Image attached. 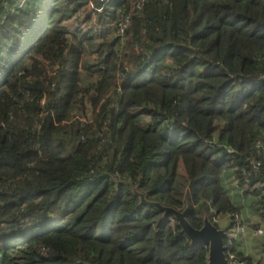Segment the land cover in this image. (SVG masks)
Instances as JSON below:
<instances>
[{
  "label": "trees",
  "instance_id": "trees-1",
  "mask_svg": "<svg viewBox=\"0 0 264 264\" xmlns=\"http://www.w3.org/2000/svg\"><path fill=\"white\" fill-rule=\"evenodd\" d=\"M263 148L264 0H0V264H206L134 191L220 227Z\"/></svg>",
  "mask_w": 264,
  "mask_h": 264
},
{
  "label": "water",
  "instance_id": "water-1",
  "mask_svg": "<svg viewBox=\"0 0 264 264\" xmlns=\"http://www.w3.org/2000/svg\"><path fill=\"white\" fill-rule=\"evenodd\" d=\"M134 193L137 194L139 203L156 208L162 212V215L170 214L179 226L181 233L188 238L190 245H205L207 248L206 264H229L224 254L223 238L225 230L214 226L206 215H203L201 225L198 228H194L184 217L186 207L178 210L170 206L161 205L157 201L147 200L141 192L134 191Z\"/></svg>",
  "mask_w": 264,
  "mask_h": 264
},
{
  "label": "crops",
  "instance_id": "crops-1",
  "mask_svg": "<svg viewBox=\"0 0 264 264\" xmlns=\"http://www.w3.org/2000/svg\"><path fill=\"white\" fill-rule=\"evenodd\" d=\"M221 182L230 199V202L236 207L241 221L245 223L244 230L241 233H229L227 235L228 239L234 241V245L237 250L241 252L244 251L243 253L245 254L247 252L250 256L253 255V257H251L256 260L259 258V247L258 245H255L247 236H244L246 229H251L253 232V227L250 226V224H248V227L247 223L253 224L260 222L258 214L252 207V198L240 193L239 187L237 186L231 171L227 170L221 174ZM223 218L226 220L224 227H230L232 220L227 216H223Z\"/></svg>",
  "mask_w": 264,
  "mask_h": 264
},
{
  "label": "built area",
  "instance_id": "built-area-1",
  "mask_svg": "<svg viewBox=\"0 0 264 264\" xmlns=\"http://www.w3.org/2000/svg\"><path fill=\"white\" fill-rule=\"evenodd\" d=\"M97 11H99V9H97ZM128 23L127 21V16H124V18H120V22H118V28H119V31L122 32L125 25ZM263 151H264V148H263ZM248 164L250 166L249 169L247 170H242V174L244 177L243 179V183L241 184V188L243 190H248V192L252 193V197L254 199H257L259 197V194H261L263 192V190H260L262 186V183L264 182V175L262 177H258L256 178L255 180L253 181H250V179H247L248 175L253 172L254 174L258 173L257 171V167L259 165V161L256 160V159H249L248 160ZM258 212L260 213V211L258 210ZM233 217H234V224H233V232H242L243 231V226L242 224L238 221L237 219V215L236 214H233ZM256 233L260 234L262 233V228L261 227H257L256 228ZM41 254L44 255V251L41 252ZM232 255L229 254V259H231ZM238 264H243V263H238Z\"/></svg>",
  "mask_w": 264,
  "mask_h": 264
},
{
  "label": "clouds",
  "instance_id": "clouds-1",
  "mask_svg": "<svg viewBox=\"0 0 264 264\" xmlns=\"http://www.w3.org/2000/svg\"><path fill=\"white\" fill-rule=\"evenodd\" d=\"M122 33V32H121ZM236 182V181H235ZM237 184V183H236ZM237 186L239 187V191H240V193L242 194V195H247V196H250L251 198H252V207L255 209V200H257V199H254L253 197H252V193H250V192H248V190H243L242 188H241V185L239 186L238 184H237ZM255 211H256V213L258 214V216H259V218H260V220L262 221V219H261V216H260V213L258 212V210L257 209H255ZM232 213L233 214H236V215H238L239 216V213L237 212V211H232V212H230V213H228V214H226L225 216H227V217H229L232 221H231V228L229 227V230L227 231V233L226 234H231L232 232H233V230H232V228H233V224H234V217H233V215H232ZM212 219H213V221H217V219L219 218V217H223V216H217L216 215V213L214 212V211H212ZM241 224H242V226H243V230H244V226H245V223L244 222H242L241 221V219L239 218V220H238ZM248 224H250V226H252V223H247V226L249 227V225ZM254 224V223H253ZM254 227H255V229H253V232H254V234H256V235H259L258 233H256V228L257 227H261L262 228V233H260V234H263L264 233V224L263 223H260V222H257L255 225H254ZM219 228H221V227H219ZM233 233H235V232H233ZM238 233H241V232H238ZM243 253V252H242ZM227 259H228V261H229V264H233V262L232 261H230V259H229V253L227 254Z\"/></svg>",
  "mask_w": 264,
  "mask_h": 264
},
{
  "label": "rangeland",
  "instance_id": "rangeland-1",
  "mask_svg": "<svg viewBox=\"0 0 264 264\" xmlns=\"http://www.w3.org/2000/svg\"><path fill=\"white\" fill-rule=\"evenodd\" d=\"M106 1V0H105ZM130 4L133 6V1H130ZM88 7H89V9H91V10H95V7L94 6H92V4L90 3V1H88ZM97 9H99V8H96V11H97ZM99 11H100V9H99ZM95 17V16H94ZM93 21H95L93 18L91 19V21L90 22H93ZM118 22H120V18L118 19V21H117V32L120 34L121 32L119 31V28H118ZM253 217V216H252ZM239 218H240V216H238L237 215V219L239 220ZM255 219V218H254ZM225 219L223 218V217H219L218 219H217V224L221 227V228H224V225L226 224V220L224 221ZM257 220V219H256ZM244 236H247L250 240H253V241H256V240H259L260 238H262V235H256V234H254L253 232H252V230L251 229H246L245 230V234H244ZM242 252H244V251H242ZM246 254H248L247 252H246ZM252 257H253V255H251ZM254 260V259H253Z\"/></svg>",
  "mask_w": 264,
  "mask_h": 264
}]
</instances>
